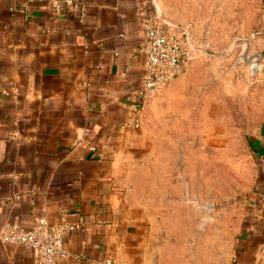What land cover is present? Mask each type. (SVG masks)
Here are the masks:
<instances>
[{"label":"crops","instance_id":"1","mask_svg":"<svg viewBox=\"0 0 264 264\" xmlns=\"http://www.w3.org/2000/svg\"><path fill=\"white\" fill-rule=\"evenodd\" d=\"M151 13L167 16L160 0H0V232L39 218L74 226L56 264L140 262L152 242L148 207L133 193L145 116H173L166 100L201 91L205 63L195 52L167 85L146 89L140 47ZM250 34L247 50L261 57L264 14ZM256 83L253 174L228 264H264V69ZM0 264H34V254L0 240Z\"/></svg>","mask_w":264,"mask_h":264},{"label":"rangeland","instance_id":"2","mask_svg":"<svg viewBox=\"0 0 264 264\" xmlns=\"http://www.w3.org/2000/svg\"><path fill=\"white\" fill-rule=\"evenodd\" d=\"M160 1L167 15L161 18L189 29V44L205 67L201 91L166 100L162 109L177 110L173 116L154 110L145 116L148 143L136 159L133 193L148 207L153 235L143 259L129 264H228L253 174L248 136L261 118L256 82L264 53L250 54L247 38L264 6L260 0ZM187 105L195 111L186 113Z\"/></svg>","mask_w":264,"mask_h":264},{"label":"built area","instance_id":"3","mask_svg":"<svg viewBox=\"0 0 264 264\" xmlns=\"http://www.w3.org/2000/svg\"><path fill=\"white\" fill-rule=\"evenodd\" d=\"M142 26L143 84L146 89L154 90L180 74L194 58L195 50L189 44L191 37L186 27L171 25L157 13L145 14ZM72 229V225H51L45 218H39L29 227L19 223L8 225L0 232V240L26 247L34 254V264H56L67 256L65 232Z\"/></svg>","mask_w":264,"mask_h":264},{"label":"water","instance_id":"4","mask_svg":"<svg viewBox=\"0 0 264 264\" xmlns=\"http://www.w3.org/2000/svg\"><path fill=\"white\" fill-rule=\"evenodd\" d=\"M247 41V40H246ZM247 43V42H246ZM249 46V45H248ZM254 57L258 58L259 57V54H255Z\"/></svg>","mask_w":264,"mask_h":264}]
</instances>
